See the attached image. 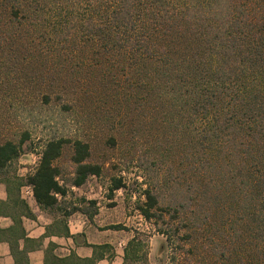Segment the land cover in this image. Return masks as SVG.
<instances>
[{
	"label": "trees",
	"instance_id": "trees-1",
	"mask_svg": "<svg viewBox=\"0 0 264 264\" xmlns=\"http://www.w3.org/2000/svg\"><path fill=\"white\" fill-rule=\"evenodd\" d=\"M29 1L8 0L3 9L0 1V15L23 20ZM32 2L35 11L49 16L53 34L46 57L57 60L54 77L69 70L66 77L77 83L76 66L108 75L105 84L112 77L115 89L104 84V95L98 91L94 99L105 95L114 99L118 94L130 99L134 106L129 122L134 129L141 123H149L155 133L164 129L167 149L172 142L185 146L192 134L188 146L195 153L193 186L200 195L212 192L220 199L233 185L239 188L237 193L246 186L250 198L264 199V0ZM69 104L66 99L64 106ZM27 137L24 132L16 139H0V176L13 173L12 163ZM156 137L152 134L153 141ZM107 140L115 144L113 135ZM64 147L72 166L69 183L56 162ZM39 152L25 181L43 207L57 203L55 194H65L68 185H80L101 171L100 163L89 160V141L76 135L52 134ZM121 186L119 178L111 177L109 194ZM156 187L145 186L143 199L136 200L145 218L167 206L158 204ZM173 209L178 210L175 205ZM139 248V242L129 241L127 256L139 261ZM131 257L128 260L133 261ZM57 261L93 264V259L75 255Z\"/></svg>",
	"mask_w": 264,
	"mask_h": 264
},
{
	"label": "rangeland",
	"instance_id": "rangeland-1",
	"mask_svg": "<svg viewBox=\"0 0 264 264\" xmlns=\"http://www.w3.org/2000/svg\"><path fill=\"white\" fill-rule=\"evenodd\" d=\"M0 1L3 9L8 0ZM26 14L20 21L10 20L4 12L0 15V139L28 135L12 166L25 163V153L39 152L52 134L85 138L90 143L89 160L101 165L100 173L88 175L85 181L111 198L119 223L138 227L136 223L144 220L133 229L140 246L139 264H264V199L250 198L246 186L237 193L239 188L233 185L225 188L220 199L212 192L200 195L193 186L195 153L188 146L192 134L185 146L172 142L167 149L164 129L158 124L157 133L149 123L135 129L130 125L134 106L130 99L119 94L114 99L109 95L94 99L96 92L107 90L108 75L76 66L77 83L66 77L69 70L54 77L57 60L46 57L53 34L49 16L35 11L32 0ZM115 84L108 77L105 85L115 89ZM109 135L115 138L114 145L107 140ZM68 155L64 147L56 161L67 183L72 175ZM111 177L119 178L122 186L109 196ZM152 184L157 186L158 204L167 206L145 218L136 200H142V189Z\"/></svg>",
	"mask_w": 264,
	"mask_h": 264
},
{
	"label": "crops",
	"instance_id": "crops-1",
	"mask_svg": "<svg viewBox=\"0 0 264 264\" xmlns=\"http://www.w3.org/2000/svg\"><path fill=\"white\" fill-rule=\"evenodd\" d=\"M35 154L25 153V163L0 176V264H61L57 259L70 255L93 259V264H137L135 257L128 260L127 243L139 242L133 229L144 220L139 219L138 227L119 223L111 198L87 180L55 194L58 202L53 206L39 205L25 181L38 161Z\"/></svg>",
	"mask_w": 264,
	"mask_h": 264
},
{
	"label": "built area",
	"instance_id": "built-area-1",
	"mask_svg": "<svg viewBox=\"0 0 264 264\" xmlns=\"http://www.w3.org/2000/svg\"><path fill=\"white\" fill-rule=\"evenodd\" d=\"M39 154H40V152H37V153L35 154L36 159L39 157Z\"/></svg>",
	"mask_w": 264,
	"mask_h": 264
}]
</instances>
